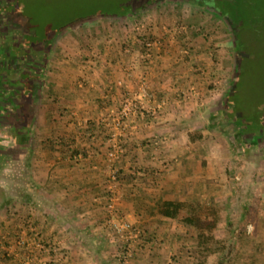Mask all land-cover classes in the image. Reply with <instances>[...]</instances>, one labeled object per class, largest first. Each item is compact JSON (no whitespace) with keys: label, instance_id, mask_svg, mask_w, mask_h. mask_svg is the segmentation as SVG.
<instances>
[{"label":"crops","instance_id":"obj_1","mask_svg":"<svg viewBox=\"0 0 264 264\" xmlns=\"http://www.w3.org/2000/svg\"><path fill=\"white\" fill-rule=\"evenodd\" d=\"M132 9L51 28L35 101L17 113L22 142L10 140L15 176L0 150V264H20L28 250L31 264H122L125 241L129 264L228 259L227 138L212 123L227 118L232 32L196 0ZM114 144L122 151L109 159ZM242 207L254 233L231 237L230 263L264 264V200Z\"/></svg>","mask_w":264,"mask_h":264},{"label":"rangeland","instance_id":"obj_2","mask_svg":"<svg viewBox=\"0 0 264 264\" xmlns=\"http://www.w3.org/2000/svg\"><path fill=\"white\" fill-rule=\"evenodd\" d=\"M3 1L6 4L8 3V8H11L10 10H20L17 14L18 17H20V21L24 22V14L28 16L32 20V24L30 23L29 26H33L36 29H39L40 27L42 28V26L48 29H54L56 25H58L59 27L62 25L68 26L69 22H71L72 20H78V22H80L82 18L90 14L99 13L102 11H111L114 9L121 12L123 10H128L129 8L132 9L133 7L140 5L142 2L148 0ZM247 2H250V5L254 2L253 5L256 6V9L254 10L256 25L255 29H253L255 33H257L254 41L256 43L255 45L251 44V47L249 48H244V45H242L245 49V52H240L241 54H239V56L237 57L239 60L237 62L239 72L236 79L237 85L235 87L236 91L234 94L235 106L231 110L232 114L227 115V118L225 119L224 117H222V119H224L222 121H217L216 119L214 123H212V129H218L217 133L219 131H222L221 133H223V136H226L227 138L225 149L228 150V175H230V178L228 179V259L220 260L219 264H222V262L223 264H231V260L229 259V252L232 251L230 243L231 237L242 238L244 236L245 238H248L249 235L254 233V225L250 220L252 217L247 215L246 220L244 219L245 215L243 216V213L245 214V212L243 210L244 207H242V204H245L246 206L247 204L250 206L251 203L255 204V202H257V197H259V200H264V189L261 191L262 194L259 193L258 195V193L255 192L256 188H264V0L232 1L234 5H241L245 9L249 8ZM8 8L4 6L1 10L4 13H7L9 12ZM171 9L172 11L176 10V6L174 3L172 5H169V10ZM7 15L8 17H10L9 13H7ZM221 22H223V27L226 26L225 22L222 19ZM123 24H125V29L128 30V19H126L125 23ZM27 26L28 25H25V27ZM228 32L230 33V28H228ZM246 34L247 33L244 34V37ZM229 36L230 35L228 34V37ZM48 52L49 50L45 49L43 62H47ZM228 58V87L226 89L227 92L224 100H222V104H225L230 83L233 82V71L232 73H230V71L231 69H233V65L235 62V53L231 45L228 46ZM29 77L30 75H25V78L28 81ZM14 112L15 113L5 112L0 115V122L14 123L12 125H6L3 127L0 125V150L4 152L2 153L3 155L8 153L13 156L7 157L8 164H10V174H12L13 176H15L17 167L15 155L18 150L16 145L12 144L10 140L14 139L16 143L22 142V140L20 141V139H17L19 138V131L17 130L16 124V113L18 112ZM233 115L242 123L235 119ZM226 121H228L227 124L225 123ZM243 125L248 129H251L250 131H254L255 133L245 130ZM261 131L262 133L259 135L258 132ZM29 132H26V134L30 136L31 134ZM255 135L258 136L256 137ZM1 167L3 166L2 160L0 158V169ZM234 175H237L238 177L235 178ZM252 187H254L253 193L251 192L249 194H246V192H248L247 189H250ZM260 196H262L263 198H261ZM12 203H14V201ZM14 215L16 216V212L13 214V216ZM239 221H241V225L238 226ZM14 222H16V219L14 220ZM26 222L30 224L31 219H28ZM30 230L33 229L30 228ZM11 244L12 243H10V245ZM20 245V251H23L26 246L28 247V245H25L23 243H16V241L14 240L11 248H16ZM29 253L30 251L28 250V252L25 253L28 258L22 260V262H19L17 260L16 261L20 264H31V262L29 261V258L31 257ZM119 254L121 255V252ZM10 257H12V255H10ZM130 259L131 256L128 260V264L130 262ZM35 264H38V262H36Z\"/></svg>","mask_w":264,"mask_h":264},{"label":"flooded vegetation","instance_id":"obj_3","mask_svg":"<svg viewBox=\"0 0 264 264\" xmlns=\"http://www.w3.org/2000/svg\"><path fill=\"white\" fill-rule=\"evenodd\" d=\"M196 1L215 12L230 28L233 36L236 34V36H244L245 31H248L245 37H250V33L255 29V22L251 23V30L250 26V29L247 28V25L238 18L237 6L232 3L233 0ZM4 6L9 7L8 3L0 0V110L3 112L6 110L8 113L22 110L29 114L39 87L42 70L40 62H43L45 49H51L53 29L44 26L36 29L29 26L32 21H27L28 16L25 14L23 17L26 20L20 21V17L17 15L20 10L12 11L11 8H8L9 12L7 13L10 15L8 17L7 13L1 10ZM25 25L28 26L25 27ZM27 38L30 41L28 44L26 43ZM14 56L17 59H12ZM14 60L16 62H13ZM25 75H30L29 81Z\"/></svg>","mask_w":264,"mask_h":264},{"label":"trees","instance_id":"obj_4","mask_svg":"<svg viewBox=\"0 0 264 264\" xmlns=\"http://www.w3.org/2000/svg\"><path fill=\"white\" fill-rule=\"evenodd\" d=\"M253 4H254V2H253ZM253 4H251L250 5V2H247V5L249 6V8H243V6H241V5H239V6H237L236 7V9H237V15H238V18L239 19H241L242 21H243V23L245 24V25H247V28H249V26L251 25V23L252 22H255V14H254V10L256 9V6L255 5H253ZM248 9V10H247ZM123 11H125V10H123ZM109 12H112V10L111 11H109ZM92 16V14H90V15H88V16H86V17H84V18H82V19H85V18H88V17H91ZM27 21H32L29 17H28V19H27ZM72 21H74V20H72ZM75 22H78V20H75ZM74 22V23H75ZM43 27V26H42ZM61 27V26H60ZM59 28V26L58 25H56V27H55V29L57 30ZM250 28H251V26H250ZM249 28V29H250ZM44 29V28H43ZM251 30H252V28H251ZM253 31V30H252ZM246 32H248V31H245V33ZM254 31H253V35H254ZM237 35V34H236ZM236 35L235 36H233V39H234V46H235V58H236V63H235V65H234V67H233V82L232 83H230V86H229V89H228V94H227V96H226V101H225V104H223V105H225V107H224V109H225V111L223 112V114L225 115V116H227V115H231L232 113V109L234 108V106H235V100H234V94H235V87H236V83H237V81H236V79H237V74H238V72H239V67H237V62L239 61L238 60V56H239V54H241L240 52H242V50H241V47H242V44L244 43V40H245V42H247L249 39H250V37H248V36H246V37H244V36H242V35H239V36H237L236 37ZM255 36V35H254ZM241 37V38H240ZM31 39V38H30ZM32 40V39H31ZM30 41H29V39L27 38V44L29 43ZM15 57V58H14ZM12 59H17V57L16 56H14ZM13 62H16V60H14ZM234 103V104H233ZM234 116V115H233ZM234 118L235 119H237L235 116H234ZM238 120V119H237ZM238 121H240V120H238ZM241 122V121H240ZM242 123V122H241ZM244 126V125H243ZM244 129L245 130H248L249 132H254V131H250L251 129H248L247 127H245L244 126ZM259 133V135L262 133V131L261 132H258ZM164 204L165 205H167V206H170V207H175V206H177V204L176 203H174V202H172V201H166V202H164ZM166 211H168V210H166ZM165 212V211H164Z\"/></svg>","mask_w":264,"mask_h":264},{"label":"built area","instance_id":"obj_5","mask_svg":"<svg viewBox=\"0 0 264 264\" xmlns=\"http://www.w3.org/2000/svg\"><path fill=\"white\" fill-rule=\"evenodd\" d=\"M153 40H145L144 41V45L146 47H150L151 46V42ZM122 149L115 145L112 146L108 152H107V156L109 159H114L116 157H118V155L121 153ZM116 186V179L115 177H113L112 182H110L109 186H108V192H110L111 194L113 193L114 187ZM113 196L111 195V198ZM121 230H133L134 232H138V230L135 227L130 226L127 222H122L121 223ZM131 256V248H130V243L128 241H125L124 244L122 245V250H121V255H120V261L122 262V264H127L128 260Z\"/></svg>","mask_w":264,"mask_h":264}]
</instances>
